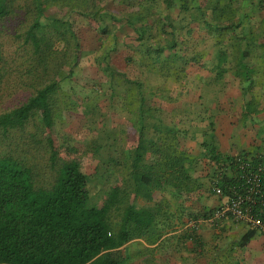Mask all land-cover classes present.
I'll return each instance as SVG.
<instances>
[{
  "label": "trees",
  "instance_id": "1",
  "mask_svg": "<svg viewBox=\"0 0 264 264\" xmlns=\"http://www.w3.org/2000/svg\"><path fill=\"white\" fill-rule=\"evenodd\" d=\"M248 1L0 0V40L13 30L19 45L8 56L0 42V88L13 62L32 88L26 102L0 115V264H130V257L150 264L135 242L158 243L172 210L221 198L196 217L206 219L256 175L264 199V154L231 157L205 143L194 154L182 144L184 136L206 135L203 124L201 133L190 129L193 121L199 129L215 120L214 110L187 111L212 105L203 89L222 82L228 64L213 62L212 73L202 60L216 42L227 55L230 37L239 42L238 60L247 54L240 12ZM257 5L264 10V0ZM208 7L219 10L215 27L199 22ZM182 110L190 114L170 119ZM74 116L84 123L73 141L60 127ZM182 123L184 132L176 129ZM255 209L264 217L261 201ZM243 225L248 231L235 246L264 235Z\"/></svg>",
  "mask_w": 264,
  "mask_h": 264
},
{
  "label": "crops",
  "instance_id": "2",
  "mask_svg": "<svg viewBox=\"0 0 264 264\" xmlns=\"http://www.w3.org/2000/svg\"><path fill=\"white\" fill-rule=\"evenodd\" d=\"M240 13L241 16L244 15L242 19L247 33L258 39L253 41L249 36L240 40L242 51L247 53L241 61L238 60L239 56L234 54V48L239 44L235 37L227 40V55L218 54L221 49L220 44L216 42L215 53L205 56L202 60V64L211 62L207 66L208 70L213 67V62L228 61V64L223 66V81L203 89V98L212 105H202V108L209 114L214 110L215 120L200 122L199 129L195 124L197 121H193L190 129L200 132L203 124L206 127V135L195 137V141L190 136H184L182 144L191 153L197 154L200 149H204L203 143H209L224 155L231 157L241 153L264 154V137L262 139L258 134L260 129H264V10L257 5V0H249ZM210 55L214 56L213 61L210 60ZM206 72L208 73L207 70ZM202 75L207 78L206 73ZM250 115L257 119L250 121L254 123L252 127L247 123ZM211 134H214L213 140L208 137ZM221 202V198H211L209 201L202 199L198 203L191 200L186 203L185 212L175 213L172 210L168 219L165 218L166 221L160 223V226H163L167 222L162 239L151 245L150 249L137 240V247L150 252V264H190L187 259L194 260L196 264H209L214 250L216 254L217 251H223L226 242L230 240L232 248L237 249L236 256L239 259L234 264H238L241 259L247 261L244 264H264L263 234L254 237L248 246L238 247L235 244H239L248 231L245 225L234 223L231 219H225L218 227L197 223L200 219L196 218L199 212L204 211L205 207H216ZM207 247L211 252L204 255Z\"/></svg>",
  "mask_w": 264,
  "mask_h": 264
},
{
  "label": "rangeland",
  "instance_id": "3",
  "mask_svg": "<svg viewBox=\"0 0 264 264\" xmlns=\"http://www.w3.org/2000/svg\"><path fill=\"white\" fill-rule=\"evenodd\" d=\"M218 11L219 10L214 9L212 7H208V9L202 8V10L200 12V16H199V20H200L199 22L202 23V25L204 24L206 26V23L208 21L210 23V26L215 27L217 22H218V16H217L219 14ZM202 25H201L202 30L207 29L205 26H202ZM12 32H13V30L2 35V38L0 40V42H4V47H5L6 52L8 53V56H9V54H12L15 50H17V48L19 47V45H17V43L14 42L13 38L10 37L12 35ZM199 34L200 35L198 37L200 39V36H202L201 32H199ZM17 56H18V53L16 54V58H17ZM213 59H214V56L213 57L211 56L210 60L213 61ZM11 65H12V70L10 71L9 76L7 77L4 84L0 88V115L6 111H9V110L15 108V107H18V105H21L23 102H26L28 97L32 94V88L26 84V82H28V80L23 78L22 69H20V71L15 69L18 66V64L17 63L15 64V62H13ZM209 71H211V72L213 71L212 67L209 69ZM209 74H210V72H208V78L207 79H209V77H212V74H210V75ZM196 76H198L197 73H196ZM202 76L199 75L197 80L198 79L200 80ZM141 78L143 80V77H141ZM204 79L206 80V76H204ZM245 79H247V78H245ZM146 89H147V87H145V90ZM188 91H189L188 96H191L195 92L194 87L191 86V88H189V86H188ZM200 92H202V90H200ZM108 109L109 108L106 107L105 111H107ZM188 110H192L194 112V114L199 116V117H202L204 115V113L207 114V112L204 111V109L202 107H199L196 104L188 106L187 111ZM188 114H190V113H186L184 110L183 112H178L174 116L171 115L170 119L172 121H174V120L180 118L181 116L188 115ZM209 117L210 116H208V118ZM108 118L109 117H107L106 120ZM61 119H64V117L58 118V121L61 122ZM109 120H110V123L112 124V126L119 127V125H120L119 120H115L111 116H110ZM256 120L257 119L255 117L250 115V118L248 119V121L245 120V122L247 121V123H249V126L252 127V126H254V123H251L250 121L254 122ZM100 121H101V119H100ZM81 122L84 123V121H82V118L80 116H74V118L71 119L69 123H68V121L65 124L61 123L60 131H63V135L71 136L72 138H70V140L74 141L75 137L78 136L77 131L80 130L79 127L81 126V124H80ZM186 125L187 124L182 123V125H180L176 129H179L180 132H184L188 128ZM93 132H95V131L93 130ZM258 134L263 139L264 129L263 128L260 129L258 131ZM86 135H88V132H86ZM114 137H115V135L111 136L112 139ZM208 137L213 140L214 134H211ZM215 144H216V140H215ZM206 146L209 149L213 146V144L210 145L209 143H207ZM202 165L203 164L201 161H196V164L193 165L194 167H192L193 173L196 171L195 179L197 180L198 183H203V179L202 178L199 179V174H200V170L202 169ZM207 201H208V199H207ZM236 250L234 248H232L231 242H230V240H228V242H226L225 247L223 248V251H217L218 253L216 254V252L214 250V252L211 254L212 260L209 262V264H234V263H236L239 260L236 256V253H237ZM210 252H211V250L207 247L204 251V255H207ZM144 254H145V257L150 256L149 251L148 252L145 251ZM130 258H131V260H129L130 264H142L140 262V260L138 259V257H130ZM187 261L190 264H196L195 261L192 259H187ZM244 262L247 263V261H245V260H242V259L240 260V263H244ZM145 264H146V262H145Z\"/></svg>",
  "mask_w": 264,
  "mask_h": 264
},
{
  "label": "built area",
  "instance_id": "4",
  "mask_svg": "<svg viewBox=\"0 0 264 264\" xmlns=\"http://www.w3.org/2000/svg\"><path fill=\"white\" fill-rule=\"evenodd\" d=\"M259 172H264V166L258 168ZM243 188V193H236L230 198L225 197L223 203L217 207L214 212L206 219H199L198 224L219 225L225 219H231L236 223H243L251 227L257 228L264 233V217L261 211H256L255 205L257 201L263 203V195L261 191L259 176H254L248 186L239 185ZM198 224H193L198 226Z\"/></svg>",
  "mask_w": 264,
  "mask_h": 264
}]
</instances>
